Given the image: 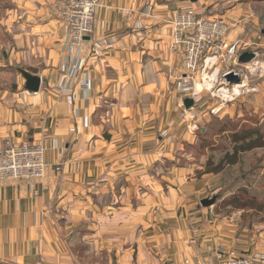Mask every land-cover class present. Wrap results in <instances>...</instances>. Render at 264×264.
Wrapping results in <instances>:
<instances>
[{
	"label": "crops",
	"instance_id": "obj_1",
	"mask_svg": "<svg viewBox=\"0 0 264 264\" xmlns=\"http://www.w3.org/2000/svg\"><path fill=\"white\" fill-rule=\"evenodd\" d=\"M66 1L14 0L24 15L19 40L38 59V68L25 70L42 84L31 93L23 80L6 92L0 146L39 142L48 168L40 179L0 182V264H78L67 240L78 241L86 221L97 233L95 199L105 193L117 199L104 206L114 227L99 233L122 264H221L232 250L252 254L249 236L235 228L168 216L186 203L198 166L184 148L195 122L177 88L184 68L172 49L174 4L105 0L76 52L58 15ZM66 72L77 97L54 91ZM85 83L90 88L79 91ZM60 210H68L71 226Z\"/></svg>",
	"mask_w": 264,
	"mask_h": 264
},
{
	"label": "rangeland",
	"instance_id": "obj_2",
	"mask_svg": "<svg viewBox=\"0 0 264 264\" xmlns=\"http://www.w3.org/2000/svg\"><path fill=\"white\" fill-rule=\"evenodd\" d=\"M156 1L161 4H174V9L178 13L176 17L174 16L171 26L178 14L191 5L190 0ZM194 7L204 17L226 19L229 25L227 38H236L231 42L239 43L241 53L255 52L258 55L257 62L261 65L264 64V0H199L194 4ZM20 16L24 20L23 12L17 7L14 0H0L1 103L7 99L6 92H16L21 86L20 83L24 78L20 69L38 68V61H36L38 59L36 57L33 59L26 50L24 41L19 40L22 33ZM226 42L229 43L228 39ZM228 64L241 69L243 75L248 76V90L236 100L225 103L220 111L218 108L222 100L220 97H214L211 92H203L201 100L195 102V106L191 110H186L184 106L186 112H189L187 115L192 113L190 120L195 122L193 128L189 130L193 137L188 132L192 138V144L187 143L184 148L198 166L191 178L194 181L192 184L190 183L192 188L190 187V190L185 192L187 195L189 194L186 203H183L180 208L169 209L174 214L170 213L168 216L170 218H176V216L177 218L182 216L202 217L212 222V226L235 228L239 235L249 236L254 249L257 250L244 256H240L236 250H232L223 262L228 260L232 253H235L238 258L247 257L257 261L264 257V71L253 70L251 65L236 66L234 60ZM195 80L196 85L199 86L202 82V74H198ZM183 84L190 87L193 85V81ZM178 91H180L179 88ZM180 94L183 96L182 93ZM185 100L182 99V104ZM213 110H216L215 114L212 113ZM185 128L188 130L187 127ZM246 131L258 132L253 140H257L256 142L262 144L263 147L240 153L239 163L236 166L227 167L219 174L200 176L198 170H204L205 164L210 158L214 160V165H217L226 154H232L236 145L233 142V137L241 136ZM238 146H242L241 143ZM178 163L176 161V164ZM165 164L161 163L162 168L160 166L158 169L161 174L165 173ZM163 183L167 189L166 185L169 184ZM115 195H120L119 190ZM116 200L112 193H105L96 198L95 203L100 206V209H96L97 233L92 235L93 231L90 229L89 221H86L81 225L82 231L79 240H67L70 254L78 264H122L123 259L116 252L109 251L105 233H99V230L106 232L107 228L114 227L106 222V217L109 214L106 213L107 209L104 206L116 202ZM204 200H215V204L205 207L202 205ZM82 212L88 214L89 210L85 211L84 209ZM58 215L67 221L64 227L71 226L68 210H64V213L60 210ZM94 217L93 215L90 219L93 220Z\"/></svg>",
	"mask_w": 264,
	"mask_h": 264
},
{
	"label": "built area",
	"instance_id": "obj_3",
	"mask_svg": "<svg viewBox=\"0 0 264 264\" xmlns=\"http://www.w3.org/2000/svg\"><path fill=\"white\" fill-rule=\"evenodd\" d=\"M104 1L67 0L58 10L59 17L69 30L70 46L74 51H82L87 38L94 33L96 15ZM199 12L194 7V3H191L187 9L178 14L172 25V49L181 52L183 57L184 74L178 79V88L183 95L182 99L192 98L195 102L201 100L203 92H211L214 97H220L222 100L218 108L220 111L225 103L236 100L248 90L249 78L243 75L241 69L228 64L234 60L236 66L240 65L238 58L243 53L240 52L241 47L238 42L231 44L226 42L229 33L226 19L204 17ZM130 14L131 11L124 10L125 16ZM254 54H256L254 61L245 66L251 65L253 70L264 71V64L257 62L258 55L255 52ZM231 73L240 76L241 83H227L225 77ZM198 74H202V82L199 86L196 85L195 80ZM191 80L192 86L183 84ZM69 86L70 74L66 72L62 75L60 84L55 87V91L60 96L71 94L77 97V92L70 93ZM89 88V84L85 83L80 86L79 91ZM212 113L215 114L216 110ZM47 168L45 148L39 142L27 140L0 146V182L40 179L45 176ZM221 264H264V257L255 261L247 257L238 258L232 253L231 257Z\"/></svg>",
	"mask_w": 264,
	"mask_h": 264
},
{
	"label": "trees",
	"instance_id": "obj_4",
	"mask_svg": "<svg viewBox=\"0 0 264 264\" xmlns=\"http://www.w3.org/2000/svg\"><path fill=\"white\" fill-rule=\"evenodd\" d=\"M256 135H258V132L256 131H246L241 136H234L233 142L236 143V145L234 146L233 153L226 154L225 157L217 165H214V160L210 158L205 164L204 170H198L200 176L205 174H219V172L225 170L227 167L236 166L239 163L240 153H245L257 148H262V144L257 143V140H253V137ZM239 143H241L242 146H238Z\"/></svg>",
	"mask_w": 264,
	"mask_h": 264
},
{
	"label": "water",
	"instance_id": "obj_5",
	"mask_svg": "<svg viewBox=\"0 0 264 264\" xmlns=\"http://www.w3.org/2000/svg\"><path fill=\"white\" fill-rule=\"evenodd\" d=\"M190 1H191V3L195 4L199 0H190ZM255 58H256V54H254L252 52H244L238 58V63L243 64V65L249 64L252 61H254ZM20 73L25 80V86H24L25 91H28L31 93H38L40 91V88H41L42 78L38 75L31 74L24 69H20ZM225 80L227 83H230V84H239L241 81L240 76H237L233 73L227 75L225 77ZM184 106H185L186 110H191L195 106V101L191 98H187L184 101ZM214 204H215V200H212V201L204 200L202 202V205L205 207H209V206H212Z\"/></svg>",
	"mask_w": 264,
	"mask_h": 264
}]
</instances>
